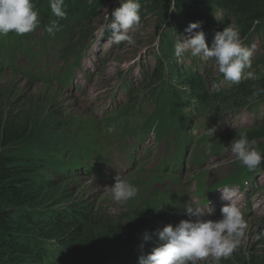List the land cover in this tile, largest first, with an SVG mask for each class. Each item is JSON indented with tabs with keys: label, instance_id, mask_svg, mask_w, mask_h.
<instances>
[{
	"label": "rangeland",
	"instance_id": "1",
	"mask_svg": "<svg viewBox=\"0 0 264 264\" xmlns=\"http://www.w3.org/2000/svg\"><path fill=\"white\" fill-rule=\"evenodd\" d=\"M119 1L111 0L110 4L102 8L100 16L89 25L90 29L87 34L82 35L80 32H74L71 35H46L43 30L38 29L35 35L30 37L59 41L63 43L61 49H66L68 53L84 55L81 69L74 70V75L78 77L75 78L71 87L58 86L54 81L45 83L37 79L23 77L17 73L13 74L12 67L4 69L0 73V96L3 99L0 102V107L5 110V116L21 115L24 117L30 109L34 111L36 108H42L43 113H50L56 122L65 123L66 128L62 132L68 144H72L76 136L78 141L83 140L86 145L94 146L104 156L105 152L98 135L108 122L101 117L107 110H114L121 103H124L121 107L122 112L128 111L126 110L128 102L133 98L141 104L140 108L134 107L139 110L136 112L137 115L149 118L150 125L158 126L161 132L173 128L171 123L175 121V123L183 122L189 125L186 128L187 134L190 136L188 143L198 142V138H193V136L191 138L195 130H199L201 136L210 132L211 137L214 138L215 144L211 153L207 146H201L202 154H209L203 165L189 167L186 161L181 176L176 173H159L158 163L163 159L168 160L173 151L167 150L164 145L156 146L154 139H151L143 147V149H151L150 156L135 154L136 164L132 169L129 156L117 150L115 162L119 168L118 172L123 174L121 177L126 178L138 189L136 197L126 203H115L111 198V188L107 182H93L86 173L81 171L76 172L77 180H68V184H62L67 189V203L82 205L91 210L92 224L96 230L94 234L97 235L94 242L99 245L101 251H113V253L120 251L130 243H145L148 241L144 240L145 235H150L151 242L157 246L160 243L157 235L158 230H162L169 224L176 226L181 220L195 219L187 216L184 208L188 203L204 207V199L194 195L190 197L201 186H205V188L222 186L213 194L211 204H205L206 214L212 211L210 205L215 207L218 204L221 192L226 188L234 193L232 202L240 207L245 196L234 188L238 185L225 186V182L227 179L236 181L247 173L252 175L251 179L262 175L261 185L254 189L255 191L259 189L264 197V165L260 164L255 170L249 171L230 150L233 140L240 138V132H250L255 123L264 121V109L261 110L264 103H261L257 108L258 114L256 110L244 108L241 112L233 113L222 110L218 117L214 116L213 112L218 111L221 107L200 113L198 105V110L191 108L183 113L180 119L176 117L175 109L170 112L168 109L158 108L154 104L155 97L149 98L157 84L154 81L147 82L144 77L140 76L144 67L148 68L155 64L154 53H156L158 43L153 34L158 19L148 17L142 28L137 31H129L134 43L124 42L116 45L112 43L110 31L108 33L105 26L111 22L112 10ZM104 32L107 33V38L101 37ZM251 49H253L252 56L255 57L259 53V47L254 44ZM261 58L262 51L254 62H261ZM66 62L55 60L49 64V61L43 59L42 65H45L46 71L52 73L53 78L59 76L60 66H64L62 71L64 70ZM92 63L94 68H92ZM211 65L209 72L211 71L212 78L214 80L221 79L218 66L214 61ZM128 85L132 87L134 95L125 97ZM12 93L14 95H11ZM2 94L9 95L10 99L4 100ZM153 117H158L159 120L152 121ZM247 137L249 140L253 138L250 135ZM209 144L212 142L210 141ZM116 145V141H112L107 151L115 150ZM254 147L264 156V139L255 141ZM60 149L61 147H59ZM194 152V148H187L185 157L191 160L194 157ZM97 157V151H91L87 159L79 160V162L81 165L87 162L92 163L98 159ZM120 157H123L121 161ZM143 160L144 162L141 163ZM72 170H75L74 166H72ZM220 203L219 210L221 211V208L230 202L221 198ZM263 204L257 208L253 200H250V211L248 215L243 214L248 223L246 233L233 254L227 259H221L219 264H249L250 259L264 257V237L260 235L264 232ZM203 219L207 220V216L205 215ZM93 249L99 250L94 243ZM200 264H211V258L201 261Z\"/></svg>",
	"mask_w": 264,
	"mask_h": 264
},
{
	"label": "trees",
	"instance_id": "2",
	"mask_svg": "<svg viewBox=\"0 0 264 264\" xmlns=\"http://www.w3.org/2000/svg\"><path fill=\"white\" fill-rule=\"evenodd\" d=\"M32 3L39 14L38 27L45 34L71 35L75 31L88 32L89 25L111 0H64L67 14L64 19L51 13L49 0H32ZM138 3L141 25L148 17L158 19L154 33L159 38L161 53L156 56L154 68L142 74L147 82L157 84L149 98L159 99L154 101L158 108L171 112L181 105L179 114L183 115L198 104L200 113L221 107L213 112L217 117L222 110L233 113L248 108L258 112L264 92L255 97L252 94L256 88L264 89V0H138ZM172 4L175 10L170 11ZM52 21L59 24L54 34L46 31ZM189 22H200L201 27L195 31L205 33L209 47L215 33L226 26L239 29L244 46L260 45L261 62L252 63V68L246 70L253 73L252 78L239 84L227 82L230 85L225 86L212 78L200 57H192L188 63L181 58L178 61L174 46L183 34H188L185 29ZM33 32L22 36L10 32L0 36V44L21 43ZM102 38L106 35L102 34ZM1 48L12 53L13 47ZM126 91L127 96L134 95L131 88ZM2 96L6 101L10 99L9 95ZM131 104L139 103L133 98ZM176 124L182 126L181 122ZM65 128V123L56 122L42 108L30 109L22 117L5 116V110L0 107V264H138L141 255L149 254L158 245L148 240L142 244L130 243L114 253L101 251L94 242L97 235L93 232L91 210L67 203V189L62 184L77 180L76 172L80 170L95 169L91 165L83 167L86 164L81 165L79 160L87 159L91 151H97L98 159L103 155L94 146L78 141L76 136L68 144L62 132ZM245 133L253 137L252 141L263 140L264 121L255 123ZM169 145H173L172 141ZM173 168L177 170V164ZM93 243L98 251L93 249ZM249 264H264V257H255Z\"/></svg>",
	"mask_w": 264,
	"mask_h": 264
},
{
	"label": "clouds",
	"instance_id": "3",
	"mask_svg": "<svg viewBox=\"0 0 264 264\" xmlns=\"http://www.w3.org/2000/svg\"><path fill=\"white\" fill-rule=\"evenodd\" d=\"M63 5L64 0H49L51 13L60 19L67 15ZM169 10H175V5L172 4ZM38 15L32 0H0V36H7L10 32L22 36L34 31L40 23ZM140 27L138 0H120V6L112 11L111 22L105 26V30L111 32L112 43L132 44L134 39L129 35V30ZM200 27V22L190 23L185 29L189 35L176 42L174 54L178 61L186 52H190L193 57L213 60L224 80L233 84L253 76L251 71H246L252 68L253 49L243 45L237 27L226 26L222 31H217L211 47L206 42L205 33L195 31ZM58 30L57 21H52L46 28L50 34ZM261 92L264 89L256 88L252 95L255 97ZM254 144L255 141H250L246 133H241L239 139L233 140L230 148L231 153L249 171L255 170L264 160ZM212 147V144L207 145L209 151ZM110 188L111 198L117 204L130 201L138 192L136 186L120 175ZM222 193V198L230 203L221 208L220 219L205 221V208L188 203L184 212L195 219L181 220L176 226L169 224L158 230L159 245L149 254L141 255L138 264H200L209 257L211 264H219L221 259L229 258L240 245L248 223L239 207L232 202L234 193L227 188ZM150 239V235L144 236V240Z\"/></svg>",
	"mask_w": 264,
	"mask_h": 264
},
{
	"label": "bare ground",
	"instance_id": "4",
	"mask_svg": "<svg viewBox=\"0 0 264 264\" xmlns=\"http://www.w3.org/2000/svg\"><path fill=\"white\" fill-rule=\"evenodd\" d=\"M190 23V22H189ZM211 27V26H210ZM4 46V45H3ZM5 48H8V49H12V47L11 46H4ZM121 76V75H120ZM117 78V77H116ZM120 78V77H119ZM123 80V79H122ZM127 81V80H126ZM254 83V82H253ZM114 84V83H113ZM125 86V85H124ZM114 88V87H113ZM208 90H210V89H208ZM112 91V90H111ZM131 91V90H130ZM126 92H128V91H126ZM100 93V92H99ZM102 93V92H101ZM98 94V93H97ZM110 94V93H109ZM124 94V93H123ZM76 95V94H75ZM128 95V94H127ZM160 95V94H159ZM159 98H160V96H159ZM156 99V98H155ZM156 100H158L159 101V99H156ZM166 101V100H165ZM262 103H264V99H263V102ZM199 105V104H198ZM198 105H195V107H196V110H198V108H197V106ZM180 107H181V105H179L178 107H176L177 109H176V115L177 116H179L180 118L182 117V115H180L179 114V110H180ZM250 113V112H249ZM171 125H172V127H174L176 130H179V128H181L179 131H181V132H185L186 131V128L187 127H189V125L187 124V123H183L182 122V126L181 127H179V126H177V124L175 123V122H172L171 123ZM182 127H184V128H182ZM229 134V133H228ZM226 136H228V135H226ZM90 137V136H89ZM145 138V137H144ZM202 141V143L204 142V140H201ZM223 143V142H222ZM262 144V143H261ZM221 145V144H220ZM263 145V144H262ZM165 146L167 147V148H169V150H172L173 152L170 154V155H173V154H175V148L176 147H171L168 143H165ZM218 147V146H217ZM226 147V146H225ZM229 149V148H228ZM209 153H211V150L209 151ZM196 154H197V156L198 157H201V155H202V152L201 151H199V152H196ZM222 155H224V154H222ZM178 157V156H177ZM90 159V158H89ZM93 159V158H92ZM178 159L179 160H181L182 162H184V161H187V158L186 157H178ZM83 162V161H82ZM93 163V162H92ZM74 164V163H73ZM71 165V164H70ZM74 166V165H73ZM179 166V165H178ZM209 169V168H208ZM217 173V172H216ZM214 174V173H213ZM221 180H223V179H221ZM107 182V181H106ZM261 183H262V175H259V176H255L254 178H252L251 179V187H256V186H259V185H261ZM110 185V184H109ZM192 195H194V196H196L197 197V195L196 194H191L190 195V197H192ZM198 198V197H197ZM190 201V200H189ZM206 216H207V220H217V219H219L220 218V216L218 215V214H206ZM93 225V224H92ZM96 230H95V228L93 227V232H95ZM252 262V259H250L249 260V263H251ZM225 264H227V263H225Z\"/></svg>",
	"mask_w": 264,
	"mask_h": 264
},
{
	"label": "water",
	"instance_id": "5",
	"mask_svg": "<svg viewBox=\"0 0 264 264\" xmlns=\"http://www.w3.org/2000/svg\"><path fill=\"white\" fill-rule=\"evenodd\" d=\"M251 188V187H250Z\"/></svg>",
	"mask_w": 264,
	"mask_h": 264
}]
</instances>
